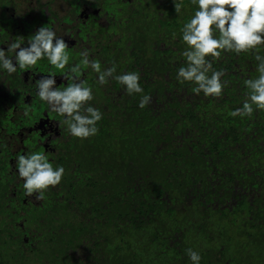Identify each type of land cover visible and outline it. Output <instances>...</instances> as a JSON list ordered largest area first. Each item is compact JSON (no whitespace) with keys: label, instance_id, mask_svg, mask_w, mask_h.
<instances>
[{"label":"trees","instance_id":"trees-1","mask_svg":"<svg viewBox=\"0 0 264 264\" xmlns=\"http://www.w3.org/2000/svg\"><path fill=\"white\" fill-rule=\"evenodd\" d=\"M55 1L33 16L0 0V47L25 43L39 14L53 21L45 26L64 24L50 7ZM60 1L69 5L68 25L83 6L113 18L104 30L90 14L72 30L102 67L138 71L144 92L128 96L112 79L93 86L92 103L104 114L97 135L81 141L61 124L50 152L23 130L41 107L30 122L32 98L0 95V264H189L188 248L200 252L201 264H264V110L250 119L229 114L247 91L243 79L258 75L254 54L222 56L213 64L225 70L222 97L197 96L175 79L180 29L195 8L189 0L179 14L171 0ZM143 94L151 100L140 109ZM21 149L46 152L65 168L41 201L26 197L14 175Z\"/></svg>","mask_w":264,"mask_h":264},{"label":"clouds","instance_id":"clouds-1","mask_svg":"<svg viewBox=\"0 0 264 264\" xmlns=\"http://www.w3.org/2000/svg\"><path fill=\"white\" fill-rule=\"evenodd\" d=\"M171 2L175 13L179 14L183 0ZM189 3L195 8L180 29L183 62L176 68V82L191 85L194 95L219 99L228 82L222 79L225 70L214 68V62L228 53L254 54L258 75L243 79L247 91L240 105L229 113L232 117L252 118L254 112L264 110V55L260 54L264 50V0H189ZM68 49L63 36H58L54 28L40 26L25 43L12 42L6 49L0 47V71L10 75L17 68H32L43 61L62 70L61 77L66 82L61 83L63 87L56 85L55 75L40 76L34 83L35 95L61 117L60 123L66 126L65 131L71 137L83 141L97 135L98 123L104 114L92 103L93 89L83 78L82 66L96 73L99 85H106L109 79L115 80L128 96L142 94L144 89L138 71L117 74L115 63L102 67L87 47L79 53V63L69 64ZM29 76L32 81L34 75ZM150 100L149 95H141L137 107L146 108ZM14 161V175L21 181L25 196L35 201L43 200L45 193L60 185L65 175L64 166L54 165L46 152L21 149ZM185 252L189 264H201L199 251L188 248Z\"/></svg>","mask_w":264,"mask_h":264},{"label":"rangeland","instance_id":"rangeland-1","mask_svg":"<svg viewBox=\"0 0 264 264\" xmlns=\"http://www.w3.org/2000/svg\"><path fill=\"white\" fill-rule=\"evenodd\" d=\"M47 1L48 0H39V1H37V0H15L14 6H15L16 11L18 13H22L24 10L28 11L29 9H31L32 11L34 10V13L32 12V15L34 16V15H36L38 13V11H37L38 6L45 4ZM94 1H97V0H88L89 3L94 2ZM107 1H109V0H107ZM108 5L109 6H108L107 11L109 9H111V8H114V3H110ZM50 7L52 8V10L55 11V14L58 16V18L62 17L61 20L64 23V24H62V23L58 24L56 22L55 24H53V28L56 31L57 35L58 36H66V37H68L67 35H69L70 32H73L74 38L72 40H74V46L75 47L73 49H71V50L68 49V52H69V64H71V63H79V61H80L79 53L83 50L84 47H86L85 44H84V41L88 45L90 44V42H88L87 40L82 41L81 38H83V37L81 36V34H79V36L81 37V38H79V36L76 34V31L74 29L72 30V27H75L76 25H78V24H80L82 22L81 19L78 16V15H80V13L78 15H76V16H72L73 17V23L68 25V21L66 20L67 18H64L63 15L65 14L66 10L70 9L69 5L66 4L63 1L56 0L54 3H52V4L50 3ZM88 8H89L88 10H89L90 13L93 11L92 14H94V19H97V23L100 26H102L104 30H105V27L108 25V23L111 24V22H112L111 20H113V18H109V20H108V14L105 13V14L99 15L100 10H97V9L93 10V8H91V7H88ZM75 9H76V7H75ZM74 12H76V11L74 10ZM38 16H39V19H41V21L39 19L37 21V23H39V26H45V25H48L49 23H51V24L53 23V21H51L48 18L43 19L46 16H43L41 14H39ZM38 16H37V18H38ZM90 17H91L90 20H92L93 19L92 16H90ZM42 20H45L46 24L43 23ZM84 20L86 21V19H84ZM32 24H33V22H29L27 24V26L31 27ZM45 27H49V26H45ZM102 34L103 33H101V35ZM101 35L98 34L97 37L100 38V37H102ZM91 36H93V35H91ZM103 36H104V34H103ZM102 41H104V40H102ZM95 45L96 44L93 45V50L98 51V48ZM91 50H92V48H91ZM91 53H92V56H94L93 52H91ZM10 55H11V53H10ZM26 69H28L29 72H31V73H36V75H38V73H40V72H42V73L44 72L46 74L47 73L51 74L53 72L55 74L63 73L62 70H58L54 66L49 65L47 63V61L38 62V64L35 65L34 67L26 68ZM66 70H67V68L64 71H66ZM81 70L82 71L84 70L83 66H82ZM88 71H89V73H88ZM29 72H25V69H24V70H21L19 72H15V73L9 75L6 72L0 71V95L8 97V95H10L9 94L10 91L13 92V93L14 92L15 93L19 92L22 95V97L24 98V100L26 101L29 93L32 91L31 90V86H30V84H32L31 78H28L27 80H25V75L27 73H29ZM83 78L86 80L88 85L91 84L95 100H97V97L95 96L96 91L94 90L95 89L94 87L100 86V87H102L100 89H103L104 86H101V85H99L96 82V73L93 72L91 70V68H87L85 70V76ZM17 79H24V84L25 85L24 86H20L17 83ZM91 79H93V80L90 81ZM12 81H15L16 83L14 84V89L10 90L9 85H10V83ZM63 86L64 85H62L61 87H63ZM104 93H106V92L104 91ZM35 98H37L36 95H35ZM37 101H40V100L37 99ZM37 101L35 99L32 100V103L30 104V107H28L29 111H28V117L26 118L27 121L31 122L32 119L34 118V113H36V111L39 112L38 105L41 107V109L46 110V104L43 103L42 101H40L37 104ZM36 105H37V107H36ZM31 115H33V117ZM59 119H61L60 116H59ZM22 131L23 130H21V132ZM32 136H33V139L37 138L35 135H32ZM13 144H15V147L17 146L16 143H13ZM33 202H37V201H33Z\"/></svg>","mask_w":264,"mask_h":264},{"label":"flooded vegetation","instance_id":"flooded-vegetation-1","mask_svg":"<svg viewBox=\"0 0 264 264\" xmlns=\"http://www.w3.org/2000/svg\"><path fill=\"white\" fill-rule=\"evenodd\" d=\"M89 8L86 6H83L80 10V15L79 18L81 19V23L80 24H84L88 18L89 15L92 14V12L90 13ZM95 10V9H93ZM86 19V21L84 20ZM53 28V27H52ZM66 36H63V39L67 42L69 49H73L74 46V40H72L74 38L73 35L69 34ZM25 72H29L28 69H25ZM30 74H33V79H32V84H30L31 86V92L29 93L27 99L32 98L33 100L35 99L37 101V98H35V80L39 79L40 76H44V75H55V79H56V85L59 86L61 83H65V81L62 80V75L63 73H58L55 74L54 72L51 74H46V73H38V75H36V73H27L25 75V80H27L28 78H31V76H29ZM70 82V81H69ZM63 84H61L60 86H62ZM23 98V97H22ZM26 98V97H25ZM26 99V100H27ZM40 101H37V103H39ZM44 103V102H43ZM46 110L48 111V107L46 106ZM46 110L41 109V116L30 126L27 127V129L23 130H27V132L31 135L32 133H35L36 135V139L38 144L41 145L45 151H54V148L51 146L52 143L54 141H56L57 139H59L61 137V119H59L58 116L53 115V114H48V112Z\"/></svg>","mask_w":264,"mask_h":264}]
</instances>
